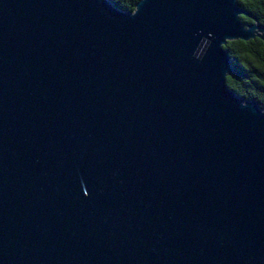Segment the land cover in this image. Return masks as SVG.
Masks as SVG:
<instances>
[{"label":"water","instance_id":"water-1","mask_svg":"<svg viewBox=\"0 0 264 264\" xmlns=\"http://www.w3.org/2000/svg\"><path fill=\"white\" fill-rule=\"evenodd\" d=\"M236 0H0V264H264V109L225 84Z\"/></svg>","mask_w":264,"mask_h":264},{"label":"trees","instance_id":"trees-1","mask_svg":"<svg viewBox=\"0 0 264 264\" xmlns=\"http://www.w3.org/2000/svg\"><path fill=\"white\" fill-rule=\"evenodd\" d=\"M108 1L118 10L131 13L138 0ZM236 4L250 16H239L240 24L264 26V0H236ZM222 49L233 69V74L225 78L227 88L242 102L253 100L258 109H264V44L258 39L230 41Z\"/></svg>","mask_w":264,"mask_h":264}]
</instances>
